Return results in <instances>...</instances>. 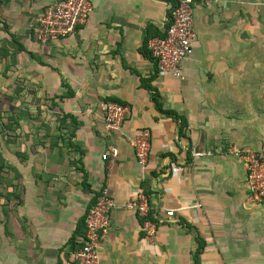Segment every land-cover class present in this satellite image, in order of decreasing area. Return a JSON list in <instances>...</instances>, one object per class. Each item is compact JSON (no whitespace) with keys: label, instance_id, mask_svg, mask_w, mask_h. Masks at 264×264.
I'll return each mask as SVG.
<instances>
[{"label":"crops","instance_id":"crops-1","mask_svg":"<svg viewBox=\"0 0 264 264\" xmlns=\"http://www.w3.org/2000/svg\"><path fill=\"white\" fill-rule=\"evenodd\" d=\"M62 1L0 0V91L10 85V110L23 114L0 136L11 167L0 172V264H64L103 188L116 206L101 264H264V204L232 154L264 152V0H194L182 78L158 71L148 49L168 0H90L73 36L38 43L37 18ZM107 101L131 110L117 134L105 128ZM142 129L146 167L129 143ZM110 145L119 154L103 160ZM141 192L153 241L124 207Z\"/></svg>","mask_w":264,"mask_h":264},{"label":"built area","instance_id":"built-area-1","mask_svg":"<svg viewBox=\"0 0 264 264\" xmlns=\"http://www.w3.org/2000/svg\"><path fill=\"white\" fill-rule=\"evenodd\" d=\"M169 13L165 19L163 36H156L148 41L155 68L162 73H170L182 78V67L192 51V43L196 38L194 27V0H168ZM94 11L90 0H63L47 7L37 18L32 30L35 40L40 44L73 36L77 29L85 25ZM105 128L108 134H117L131 114L130 107L114 101L101 104ZM151 133L147 129L139 130L129 143L133 147L140 166L146 167L151 152ZM103 160L118 156V149L110 145ZM232 154L242 159L247 182L252 196L264 204V152L244 148L232 150ZM199 155V153H194ZM152 197L144 192L128 201L124 207L143 218L142 228L146 239L153 241L158 224L150 219ZM116 202L107 188H103L96 196L86 218V233L82 244L73 252L72 257L64 264H101L100 247L110 227V214ZM167 217H173L174 211H167Z\"/></svg>","mask_w":264,"mask_h":264},{"label":"trees","instance_id":"trees-1","mask_svg":"<svg viewBox=\"0 0 264 264\" xmlns=\"http://www.w3.org/2000/svg\"><path fill=\"white\" fill-rule=\"evenodd\" d=\"M161 36H163V34ZM150 57H151V53H150ZM151 59H152V57H151ZM1 114L2 113H0V115ZM22 115H23L22 113L19 115L14 114L13 116H11V118H9V123H7V124H4V122H1L2 127L0 128V136L2 137V139L5 137L11 136V133L13 131H16L17 128L13 127L14 124L12 123V121L15 123H18V125H19L20 119H22ZM39 115H41V114H39ZM0 146H1V140H0ZM9 168H11V167L6 165L4 158L2 157V154L0 153V172H2V171L6 172L7 169H9Z\"/></svg>","mask_w":264,"mask_h":264},{"label":"rangeland","instance_id":"rangeland-1","mask_svg":"<svg viewBox=\"0 0 264 264\" xmlns=\"http://www.w3.org/2000/svg\"><path fill=\"white\" fill-rule=\"evenodd\" d=\"M4 91H0V106L3 105L5 107V112H2V114L0 115V123L4 122V124H7L6 122L9 121V118H11V116L13 114H15L12 109L10 110V107L16 103V101H14L15 103H11L12 101V97H7L10 96V85H5L4 86ZM9 110V111H7ZM1 113V112H0ZM11 138V136H9ZM9 139V138H8Z\"/></svg>","mask_w":264,"mask_h":264},{"label":"water","instance_id":"water-1","mask_svg":"<svg viewBox=\"0 0 264 264\" xmlns=\"http://www.w3.org/2000/svg\"><path fill=\"white\" fill-rule=\"evenodd\" d=\"M196 153H198V152H196Z\"/></svg>","mask_w":264,"mask_h":264}]
</instances>
